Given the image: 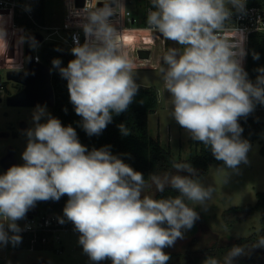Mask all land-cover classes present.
I'll return each mask as SVG.
<instances>
[{
    "label": "clouds",
    "instance_id": "obj_1",
    "mask_svg": "<svg viewBox=\"0 0 264 264\" xmlns=\"http://www.w3.org/2000/svg\"><path fill=\"white\" fill-rule=\"evenodd\" d=\"M246 4L247 0H150L146 18L147 31L175 45L167 48L159 68L171 118L191 140L210 150L223 169L231 170L224 183L250 163L252 146L242 138L239 120L257 104L264 105V67L255 70V81L250 80L243 67L245 50L224 35L226 21L234 12L246 14ZM121 7V0H107L102 7L86 9L79 25L84 42L74 36L70 49L74 59L66 67L59 58L52 60L67 81L70 103L90 137L100 135L113 115L127 111L140 87L112 19ZM27 39L35 48V38ZM252 58L259 60L260 54L253 52ZM32 122L25 130L23 163L0 174V247L22 243L25 229L18 222L38 202H58L66 195L57 221L72 223L93 264H168L165 249L183 239L200 219L188 202L206 211L215 191L200 182L198 170L173 158L174 172L152 173L146 180L114 155L110 145L89 151L76 130L64 126L46 106H36ZM118 127L121 135L131 134L124 124ZM153 186L156 193L170 188L177 195L145 194ZM258 248H264V236L250 245L232 246L222 261L206 256L202 264H234Z\"/></svg>",
    "mask_w": 264,
    "mask_h": 264
},
{
    "label": "rangeland",
    "instance_id": "obj_2",
    "mask_svg": "<svg viewBox=\"0 0 264 264\" xmlns=\"http://www.w3.org/2000/svg\"><path fill=\"white\" fill-rule=\"evenodd\" d=\"M65 1H47L46 25H62L64 23ZM96 2L97 0H89V5L86 8L72 5L71 9L76 13H80L73 16L72 19H84V15L81 14L85 13L86 9L102 7L103 5H100V3L107 2V0H101L97 6L95 5ZM136 3L137 0H124L123 7L119 8L117 15L112 18L114 25L122 26L117 28L121 31L120 39L123 42L126 54L137 45H143L140 35L143 36L145 33L152 34V32L147 30H127L131 25L128 22L125 23L121 15L128 10L135 15ZM128 34H135V36L127 37L126 35ZM27 35L26 31L13 25V17L10 11H0V56L4 53L22 56L27 59ZM158 41V45L153 43L146 44L151 49L153 48L151 57L146 60H140L139 65L138 63H133V66L141 67L135 69V78L140 86L154 87L159 93V107L148 118L150 135L154 138H160L162 144L170 148L176 158L186 159L196 152L198 146L192 144L184 129L171 118L170 99L163 88L159 72V68L163 66V54L168 47L175 45L171 41H165L164 45L160 38H158ZM41 46L42 44L36 45L35 48L31 47V50L33 53H39ZM132 55L137 57L136 53H132ZM0 75L3 79H7V68L1 64ZM7 81L9 95L23 88L21 83L9 79ZM7 98H4L0 103V174L5 173L13 165L23 163L21 154L25 150L27 143L25 130L33 126L32 114L36 108V105H9ZM46 110L53 116L51 106H46ZM254 111L264 115V105L257 104ZM249 142L252 146L248 153L250 163L241 165L240 175L233 174L229 182L224 183L225 176L231 170H225L223 165L213 163L210 165L207 174L199 178L200 182L205 186H213L215 191L212 199L207 202L208 209L206 211L198 205L188 202L189 206L195 207L200 219L195 222L191 230L185 231L183 239H178L174 246L165 249V252L170 255L168 264H202L206 256H212L222 261L224 255L238 238L260 232L262 225L259 211L239 221H230L224 216V212L234 206H241L247 203L255 204L257 192L264 190V156L260 152L264 143V129L258 139ZM218 169H221V171H218ZM169 172H174V170ZM145 194L156 196L155 187L146 189ZM18 223L23 227V220ZM78 237L79 233L74 229L61 232V244L54 243L55 247L62 249L61 251L57 250L53 244L33 251H30L32 248L8 249L7 246L0 247V264H32L42 259L47 264H93L88 256L84 254L81 245L78 243ZM252 252L256 254L257 259L264 261L263 251L255 249ZM100 264H111V261L105 260L100 262Z\"/></svg>",
    "mask_w": 264,
    "mask_h": 264
},
{
    "label": "trees",
    "instance_id": "obj_3",
    "mask_svg": "<svg viewBox=\"0 0 264 264\" xmlns=\"http://www.w3.org/2000/svg\"><path fill=\"white\" fill-rule=\"evenodd\" d=\"M48 0L37 1V18L41 24H45L46 7ZM129 1V0H127ZM249 5H262L264 0H248ZM150 5V0H137L135 24L138 27L146 26L147 7ZM22 25L23 21H18ZM57 48L60 51H57ZM70 47L66 44L47 40L42 43L39 51L40 59L43 63L49 65L52 69V84L55 91V105L52 107L53 116L60 119L64 126L71 125L77 132L79 141L85 145L88 150L92 148H101L105 145H110V151L114 155L120 156L125 163L130 165L134 170L144 174L145 179L152 173L161 174L165 171H172L171 161L173 158L177 162L191 163L198 170L199 177L205 176L211 164L216 163L223 165L222 162L216 161L210 150L204 145L198 144L191 140L192 144L198 146V149L189 158H176L170 148L164 146L160 138H154L149 133L148 118L151 113H154L159 107V93L154 87L140 86L133 103L128 110L120 115H113V120L103 132L96 136H88L80 126L81 117L77 116L73 105L69 100L67 89V81L61 78L58 69L53 68L52 60L59 58L62 61L61 66L66 67L71 59H74L71 54ZM260 54L259 60H253L252 53ZM259 67H264V32L254 33L250 37L249 51L245 71L248 73V78L255 81ZM141 101L143 103H141ZM67 109V111H65ZM242 128V138L248 141L256 140L260 137L264 129V115L253 111L247 118L239 120ZM124 124L130 129L131 134L128 136L121 135L119 125ZM264 156V143L260 149ZM175 196L177 193L170 188H166L164 193H157L156 197ZM257 201L255 204L247 203L241 206H234L224 212L226 219L230 221H239L240 219L250 217L256 211L260 212L262 228L258 234L250 236H242L238 238L234 245L254 243L259 236H264V190L257 192ZM68 200L65 195L58 202L47 201L38 202L35 208L29 210V213H37L40 211H63V208ZM22 243L13 247L11 244L8 249H43L46 243L43 242V234L41 231H22ZM56 248V247H55ZM62 250V249H61ZM257 250V249H256ZM264 252V248H258ZM32 264H47L45 260H39ZM234 264H264V261L257 259L256 254L252 252L248 257H240L234 261Z\"/></svg>",
    "mask_w": 264,
    "mask_h": 264
},
{
    "label": "built area",
    "instance_id": "obj_4",
    "mask_svg": "<svg viewBox=\"0 0 264 264\" xmlns=\"http://www.w3.org/2000/svg\"><path fill=\"white\" fill-rule=\"evenodd\" d=\"M37 1L38 0H0V11H10L13 17V25L15 27L26 31L27 33L39 32L44 36L45 41H60L70 48L74 46V36L78 37L81 43L84 42V33L82 28L79 27L83 19H72L73 16L80 14L74 12L71 9L72 5H77V0L65 1V21L62 25L41 24L37 18ZM100 1L101 0H97L95 5L97 6ZM121 3L124 4V0H121ZM88 5L89 0H85L83 8H86ZM150 7L151 6L147 7V13ZM81 15H84V13ZM121 16L125 23H130L131 26L128 27V29L135 26L139 30H147V25L143 27L136 26L135 15L132 14L131 11L128 10ZM18 21H23V24H18ZM114 26L119 28L122 27L121 25ZM259 32H264V4L249 5L247 0L246 14H238L234 12L231 20L226 21V31L224 33L225 38L231 42L238 43L240 47L246 52V55L243 59L244 69H246L247 64L250 37L252 34ZM156 35L158 38H161L158 34ZM161 40L165 45V41L162 38ZM145 50L150 51L149 48L143 46H137L135 48L139 60H146L147 58L151 57V51L149 57L144 56L143 51ZM34 57L35 61L42 62L39 53H34ZM0 64L7 68V72L12 70L21 71L27 69V59L23 58L22 56L8 55L3 53L0 56ZM7 80L8 77L7 79H3L0 75V103L4 98L9 96ZM58 216H63V211H40L37 213H29L24 220L22 228L25 229L24 231H41L43 234L42 240L46 244H61V232L72 230L74 229V226L67 220L64 224H60L57 221ZM56 249L61 251L60 247H56Z\"/></svg>",
    "mask_w": 264,
    "mask_h": 264
},
{
    "label": "water",
    "instance_id": "obj_5",
    "mask_svg": "<svg viewBox=\"0 0 264 264\" xmlns=\"http://www.w3.org/2000/svg\"><path fill=\"white\" fill-rule=\"evenodd\" d=\"M105 2H101L103 5ZM85 0H77L78 6H83ZM28 37H34L36 45L45 41L44 36L39 32H29ZM145 57H149L150 51H143ZM27 69L21 71H8L9 80L16 81L23 85V88L7 98L9 105L34 106L55 105V91L52 84V69L43 62L35 61L34 53L30 47V41L26 40Z\"/></svg>",
    "mask_w": 264,
    "mask_h": 264
},
{
    "label": "crops",
    "instance_id": "obj_6",
    "mask_svg": "<svg viewBox=\"0 0 264 264\" xmlns=\"http://www.w3.org/2000/svg\"><path fill=\"white\" fill-rule=\"evenodd\" d=\"M5 11V10H4ZM139 30V29H137L135 26H133L132 28H130V29H127L128 31H132V30ZM126 36H129V37H134L135 36V34H128V35H126ZM140 37H141V41L143 40V45H137V46H143V47H146V48H149L150 49V51H151V55L153 54V52H152V49H151V47H149V46H146V44L147 43H153V44H155V45H158L157 43L159 42L158 41V37H157V35L155 34V33H152V34H150V33H145L143 36H141L140 35ZM160 40H161V38H160ZM162 41V40H161ZM145 45V46H144ZM136 46V47H137ZM136 47H134V48H132L131 50H129V52H128V56H129V58L132 60V62L134 63V64H137L138 63V65L140 64V60L138 59V57H134L133 55H132V53H136V51H135V48ZM156 47H158V46H156ZM154 48H155V46H154ZM159 48V47H158ZM156 49V48H155ZM137 54V53H136ZM132 55V56H131ZM133 68L134 69H139V68H141V67H136V66H133ZM144 68V67H143ZM24 221V220H23ZM22 228V227H21ZM48 246H50V244L48 245V244H46V246H45V248L46 247H48ZM54 246V245H53ZM55 247V246H54ZM33 250H36V249H31L30 251H33Z\"/></svg>",
    "mask_w": 264,
    "mask_h": 264
}]
</instances>
